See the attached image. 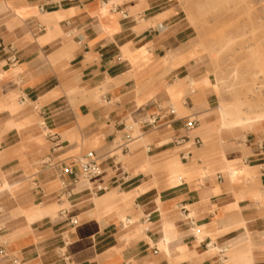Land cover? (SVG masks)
I'll list each match as a JSON object with an SVG mask.
<instances>
[{
    "label": "crops",
    "instance_id": "crops-1",
    "mask_svg": "<svg viewBox=\"0 0 264 264\" xmlns=\"http://www.w3.org/2000/svg\"><path fill=\"white\" fill-rule=\"evenodd\" d=\"M180 21L176 0H0V264H264V120L204 113ZM88 150L102 172L67 196Z\"/></svg>",
    "mask_w": 264,
    "mask_h": 264
},
{
    "label": "rangeland",
    "instance_id": "rangeland-1",
    "mask_svg": "<svg viewBox=\"0 0 264 264\" xmlns=\"http://www.w3.org/2000/svg\"><path fill=\"white\" fill-rule=\"evenodd\" d=\"M176 4L186 27L176 50L191 51L189 58L197 65L198 77L209 74L212 79L228 78L225 87L206 86L211 104L206 112L221 103L242 102L255 105L263 113L264 71L256 77L253 70L256 65L264 68V0H176ZM232 69L240 74L237 81L229 76ZM255 123L245 120L239 127L248 129ZM137 132L135 126V136Z\"/></svg>",
    "mask_w": 264,
    "mask_h": 264
},
{
    "label": "built area",
    "instance_id": "built-area-1",
    "mask_svg": "<svg viewBox=\"0 0 264 264\" xmlns=\"http://www.w3.org/2000/svg\"><path fill=\"white\" fill-rule=\"evenodd\" d=\"M8 60L15 64L17 57V50L13 46H8ZM171 112H174V108H171ZM197 120L189 118L185 124L186 130H192L197 125ZM123 135L119 140L115 142L114 149L127 150L130 144L137 138L134 134L135 125L133 123L124 122L121 124ZM184 138H179V141H183ZM197 143H201L200 138H196ZM77 166L79 169H77ZM64 180L63 190L64 194L71 196L74 194L75 185L82 180V177L92 178L98 176L102 172V167L99 162V158L94 150H88L84 155L78 156L74 159V163L71 165H64L62 167ZM105 187L98 186L97 189L101 190ZM14 264L18 263V260L13 261Z\"/></svg>",
    "mask_w": 264,
    "mask_h": 264
},
{
    "label": "bare ground",
    "instance_id": "bare-ground-1",
    "mask_svg": "<svg viewBox=\"0 0 264 264\" xmlns=\"http://www.w3.org/2000/svg\"><path fill=\"white\" fill-rule=\"evenodd\" d=\"M204 58L205 57L200 54V60L202 62H204ZM263 71H264V68L261 65H256L254 66L253 74L254 76L257 77L259 76V74L263 73ZM229 76L231 77V79L236 80V81L240 79V74L237 69H232ZM202 78H203L202 82L205 83L206 86H210L213 89L225 87L227 86V83H228L227 77H214V79H212L209 74H206ZM200 79L201 78L198 77L197 75L191 77L190 79L191 86L192 87L196 86L199 83ZM209 111L210 112L208 113L206 111L204 113L205 114L214 113L217 117L221 119V121L219 122L220 130L236 129L245 120L249 122H259L261 120H264V112L260 113V111L257 110V107L255 105L244 104L242 102L241 103L240 102L221 103L217 107L209 109ZM243 113L246 114L247 116H242ZM132 123L135 126H137V128H140V124L138 122L133 121ZM138 136L139 135H136V137ZM4 187L8 190H11V188L7 185H5Z\"/></svg>",
    "mask_w": 264,
    "mask_h": 264
}]
</instances>
